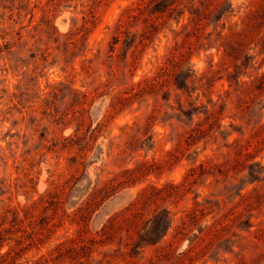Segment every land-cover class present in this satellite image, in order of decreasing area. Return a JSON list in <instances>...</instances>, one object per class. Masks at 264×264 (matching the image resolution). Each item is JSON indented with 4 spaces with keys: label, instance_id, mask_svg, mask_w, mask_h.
Listing matches in <instances>:
<instances>
[{
    "label": "rangeland",
    "instance_id": "obj_1",
    "mask_svg": "<svg viewBox=\"0 0 264 264\" xmlns=\"http://www.w3.org/2000/svg\"><path fill=\"white\" fill-rule=\"evenodd\" d=\"M150 1L0 0L4 264H264V0Z\"/></svg>",
    "mask_w": 264,
    "mask_h": 264
},
{
    "label": "trees",
    "instance_id": "obj_2",
    "mask_svg": "<svg viewBox=\"0 0 264 264\" xmlns=\"http://www.w3.org/2000/svg\"><path fill=\"white\" fill-rule=\"evenodd\" d=\"M151 6V14L144 19L145 23L150 22V20L152 19V22L149 24L150 26L155 27V21L160 17L166 19H175L177 24H180L181 22L187 20V22L183 24V30L178 32L179 35L187 28L192 27L191 31H188L185 34L186 40L195 37L197 42H201L209 26H213V30L207 33L208 37H211L213 35H216L218 39L230 37L228 32L224 33L227 22L230 19V0H152L148 3H140L136 8H129L128 17L135 18L137 16L136 10H144ZM231 12H233V10H231ZM176 13L178 14V16L173 17V15ZM257 16H259V13L254 14V17ZM251 19L252 17H250V20ZM122 26L123 25L121 24L120 28H122ZM239 34H241V32ZM117 40L119 41L120 38H118ZM188 49H192L191 45L188 47ZM243 57V61H246L247 54H244ZM166 70L167 66L163 68L162 74L165 75ZM158 82V78H153L146 81V85L155 86ZM184 83L186 84L187 80H185ZM177 87L182 89L184 87V84L181 85L180 83H178ZM192 118H194V115H192ZM197 130H201V128L192 129V131ZM191 136H193V133H191ZM5 260V255H2L0 264H4L3 262ZM39 263L40 261L36 262L35 264Z\"/></svg>",
    "mask_w": 264,
    "mask_h": 264
}]
</instances>
